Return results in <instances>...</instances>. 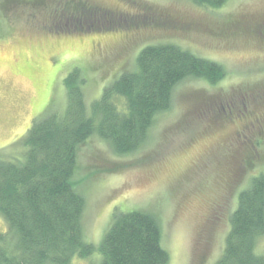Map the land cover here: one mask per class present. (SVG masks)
I'll return each mask as SVG.
<instances>
[{"label": "rangeland", "instance_id": "rangeland-1", "mask_svg": "<svg viewBox=\"0 0 264 264\" xmlns=\"http://www.w3.org/2000/svg\"><path fill=\"white\" fill-rule=\"evenodd\" d=\"M7 1L0 0L3 158L21 154L18 141L35 117L63 112V78L74 67L86 78L84 97L90 103L124 70L133 69L145 45L174 44L221 64L225 75L215 84L188 78L174 87L170 108L157 115L141 148L118 155L91 137L78 149L73 174L85 200V241L100 242L115 209L141 211L156 217L168 264H214L238 193L252 176L264 174V116L259 118L264 114V0H227L217 8L193 0H74L109 11L103 18L97 11L89 20L69 17L74 11L63 4L66 0H46L38 9L25 0L16 6ZM58 13L63 16L57 26L80 29L49 30ZM112 20L119 26L110 28ZM249 150L250 163L241 162ZM7 230L0 214V232ZM255 250L264 253V235ZM99 262L94 252L70 264Z\"/></svg>", "mask_w": 264, "mask_h": 264}, {"label": "trees", "instance_id": "trees-1", "mask_svg": "<svg viewBox=\"0 0 264 264\" xmlns=\"http://www.w3.org/2000/svg\"><path fill=\"white\" fill-rule=\"evenodd\" d=\"M45 1L23 3L38 9ZM72 1L63 3L73 6L69 17L89 20L97 11L102 18L109 14ZM193 1L217 8L227 0ZM17 4L18 0L6 2ZM61 13L49 30L80 27L57 26ZM111 23L110 28L119 26L114 20ZM224 75L221 64L177 45L149 44L139 50L133 69L124 70L87 103L82 70L69 71L63 78V112L35 117L18 141L24 146L19 156L7 159L0 154V214L8 224V230L0 232V264H70L75 257L88 258L94 252L100 254L99 264H168L159 223L150 213L115 209L100 242L85 241L81 225L85 200L73 183L77 152L91 137L106 142L115 154L135 152L147 141L157 115L170 108L177 84L188 78L215 84ZM229 223L224 248L214 264H264V253L255 250L264 235L263 173L252 176L238 193Z\"/></svg>", "mask_w": 264, "mask_h": 264}, {"label": "flooded vegetation", "instance_id": "flooded-vegetation-1", "mask_svg": "<svg viewBox=\"0 0 264 264\" xmlns=\"http://www.w3.org/2000/svg\"><path fill=\"white\" fill-rule=\"evenodd\" d=\"M250 115H251V113H249V116H250ZM253 115H255V114H253ZM263 116H264V114H260V115H259V118L262 119ZM259 118H257L258 122H260V121H259V120H260ZM258 122H256V123H258ZM243 129H244V130H248V129H249L248 124H247V125H244ZM246 149H248V148H246ZM246 153H247V159H245V157H244V158H242L243 160L241 159V162H244V163L249 164V163H250L249 159L254 155V153H253L252 150H249V151H247Z\"/></svg>", "mask_w": 264, "mask_h": 264}]
</instances>
